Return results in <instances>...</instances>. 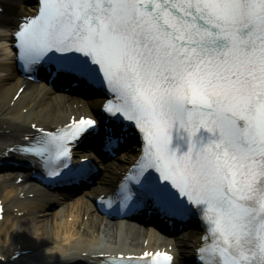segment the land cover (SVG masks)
Wrapping results in <instances>:
<instances>
[{
    "label": "snow or ice",
    "instance_id": "1",
    "mask_svg": "<svg viewBox=\"0 0 264 264\" xmlns=\"http://www.w3.org/2000/svg\"><path fill=\"white\" fill-rule=\"evenodd\" d=\"M16 36L27 70L106 84L118 101L107 110L143 134L125 205L131 180L168 214H201L202 264H264V0H41ZM95 124L27 151L60 177L67 142Z\"/></svg>",
    "mask_w": 264,
    "mask_h": 264
},
{
    "label": "bare ground",
    "instance_id": "2",
    "mask_svg": "<svg viewBox=\"0 0 264 264\" xmlns=\"http://www.w3.org/2000/svg\"><path fill=\"white\" fill-rule=\"evenodd\" d=\"M0 3L4 8L0 23V150H4L35 133L38 127L67 123L74 116L86 114L89 107L86 102L46 89L43 84L23 83L4 44L9 42L10 28L24 13L25 4L22 0H0ZM19 89L22 91L13 100ZM21 174L19 169H0V179L5 178L0 183V199L5 204L0 237H6L5 247L1 248L6 257L30 249L40 256L34 264H72L74 254L98 248L95 232L100 235L103 222L91 201L79 199L71 210L58 204L51 212L53 219L49 220L51 214L47 209L59 199L32 187L29 179L17 183L16 178ZM103 231L108 234L107 229ZM130 232L133 239L140 237V231Z\"/></svg>",
    "mask_w": 264,
    "mask_h": 264
},
{
    "label": "rangeland",
    "instance_id": "3",
    "mask_svg": "<svg viewBox=\"0 0 264 264\" xmlns=\"http://www.w3.org/2000/svg\"><path fill=\"white\" fill-rule=\"evenodd\" d=\"M77 202V200H69V201H67V202H64V201H62V200H60V203H63L64 204V206H66L67 208H69V209H72V207L74 206V204ZM56 204H52V205H50L49 207H48V211L50 212V216H49V220H52L53 219V215H52V213L51 212H53L54 210H55V208H56ZM73 209H75V208H73ZM109 227L110 228H112L113 229V225H111V224H109ZM107 236L109 237V239H110V241L112 242V243H114V242H118V241H116V238H114V236H113V231H111L110 233H108L107 234ZM36 238L34 237V240H35ZM33 240V241H34ZM4 245V247H5V243L3 244Z\"/></svg>",
    "mask_w": 264,
    "mask_h": 264
}]
</instances>
